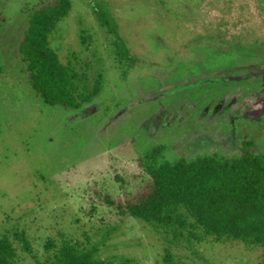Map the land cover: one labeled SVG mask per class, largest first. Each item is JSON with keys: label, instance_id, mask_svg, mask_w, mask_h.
I'll return each instance as SVG.
<instances>
[{"label": "rangeland", "instance_id": "obj_1", "mask_svg": "<svg viewBox=\"0 0 264 264\" xmlns=\"http://www.w3.org/2000/svg\"><path fill=\"white\" fill-rule=\"evenodd\" d=\"M49 1L0 0V235L17 264L63 239L95 245L105 264L166 251L178 264H263L256 246L175 236L117 203L152 147L170 161L237 156L248 135L264 152V0H95L139 59L126 76L89 1L71 0L52 46L87 88L100 85L76 110L44 104L19 60L28 13Z\"/></svg>", "mask_w": 264, "mask_h": 264}, {"label": "trees", "instance_id": "obj_2", "mask_svg": "<svg viewBox=\"0 0 264 264\" xmlns=\"http://www.w3.org/2000/svg\"><path fill=\"white\" fill-rule=\"evenodd\" d=\"M92 12L107 34L116 62L126 76L139 59L120 36L106 3L88 0ZM71 0H50L33 8L18 43L19 60L34 94L51 107L76 110L92 102L100 91L98 82L87 88L69 62H63L52 46L60 22L69 14ZM80 38L86 40L85 31ZM237 156L199 155L173 161L163 154V145L152 147L138 159L141 180L134 192L124 191L117 203L120 214L147 224L215 241L237 240L261 249L264 264V152L254 148L251 136L241 139ZM22 236V235H21ZM23 247L27 244L23 239ZM47 253L36 264H105L95 257L97 247L63 239L45 244ZM16 249L0 235V264H17ZM115 264H135L123 259ZM155 264H178L166 251ZM185 264V263H181Z\"/></svg>", "mask_w": 264, "mask_h": 264}]
</instances>
